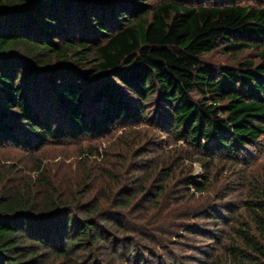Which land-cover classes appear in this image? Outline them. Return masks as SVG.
Wrapping results in <instances>:
<instances>
[{
	"label": "trees",
	"instance_id": "obj_1",
	"mask_svg": "<svg viewBox=\"0 0 264 264\" xmlns=\"http://www.w3.org/2000/svg\"><path fill=\"white\" fill-rule=\"evenodd\" d=\"M188 1L0 0V146L37 152L140 120L196 148L201 159L237 160L264 134V49L256 43L264 39V8ZM219 44L227 55L256 50L259 62L212 67L203 58ZM47 104L60 126L47 117ZM135 158L118 157L135 178L114 193L115 219L101 217L97 205L76 214L78 202L66 201L40 165L0 164V264H97L96 248L110 254L100 264L132 251L139 258L133 221L119 212L133 201L135 213L154 208L178 158L160 161L150 190L135 186L154 169ZM208 178L186 189L201 194ZM241 208L229 210L230 243L209 264H264V178ZM117 231L130 237L118 241Z\"/></svg>",
	"mask_w": 264,
	"mask_h": 264
},
{
	"label": "rangeland",
	"instance_id": "obj_2",
	"mask_svg": "<svg viewBox=\"0 0 264 264\" xmlns=\"http://www.w3.org/2000/svg\"><path fill=\"white\" fill-rule=\"evenodd\" d=\"M160 1L166 0H148L152 5ZM179 1L190 3L188 0ZM227 1L239 6L264 8V0ZM256 43L264 49V39L256 40ZM222 47L219 44L214 52L204 56V62L215 68L236 67L246 60L259 62L256 50L227 55ZM48 107L52 111L47 109V117H53V122L60 126V115L57 113L55 117L50 114L56 112L54 105ZM157 107L153 103L151 113ZM158 120L159 117L154 116V121ZM61 122L65 121L61 119ZM177 140L156 128L155 123L143 124L139 120L124 125L116 124L102 136H83L76 141L48 143L37 152L3 145L0 146V164L6 162L19 169L40 165L58 182L66 201L73 199L78 202L79 206L73 207L76 214L80 216L77 211L97 205L101 217L115 219L117 217L111 208V203L117 198L114 193L120 188V181L135 178L131 169L127 168L128 163L126 167L122 166L118 157H136L135 160L141 158L139 161L145 160L154 169L151 180L148 176H139L137 179L135 187L143 185L147 190L154 185L153 181L160 171V161L177 157L178 165L172 173L173 179L164 181L165 194L154 208L145 215H142L143 211L135 213L133 205L137 201H133L130 209L119 212L127 222L128 218L133 221L129 227L135 235L132 237L135 245L141 250L138 251L140 259L132 251L125 260L109 263L209 264L221 252V247L230 243V228L235 214L229 210L235 209L240 213L241 205L246 201L252 186L261 183L264 178V134L253 147H246L235 161L221 159L218 155L212 159H201V156L196 155V148ZM206 157L211 156L208 153ZM85 173H89L90 177L84 183ZM206 173L210 185L205 192L196 193L191 186L186 189L189 182L196 183ZM108 174L111 175L107 177ZM179 198L182 200L178 201ZM117 232L118 241L130 237L126 232ZM140 235L146 238V242L143 241L144 247L139 244L142 238ZM95 255L97 264L110 256L106 248L99 251L96 248Z\"/></svg>",
	"mask_w": 264,
	"mask_h": 264
}]
</instances>
